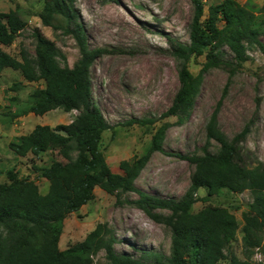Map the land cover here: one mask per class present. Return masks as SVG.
<instances>
[{"label": "trees", "instance_id": "16d2710c", "mask_svg": "<svg viewBox=\"0 0 264 264\" xmlns=\"http://www.w3.org/2000/svg\"><path fill=\"white\" fill-rule=\"evenodd\" d=\"M190 1L193 5L190 42L177 41L173 45L174 55L180 61L179 88L171 106L161 116L176 117L179 123L189 118L204 75L224 63L222 47L230 48L239 65L246 62L249 48L257 47L264 54V6L259 7L252 0L244 5L236 0H222L209 5L204 18L207 0ZM75 3L76 0H50L41 13L43 24L49 27H55L53 23L62 18L76 39L80 58L73 67L57 45L38 29L34 31V57L22 52L20 60L6 52L2 46L13 45L27 23L16 10L0 13V76L5 70H13L29 83L43 84L23 102L17 96H9L10 91L18 92L23 85L15 83L5 92L8 112L4 115L13 122L31 113L43 116L56 109L79 113L68 125L56 128L38 125L10 142L9 148L18 156L29 153L40 156L59 149L68 163H54L41 169L49 182V191L44 195L34 181L8 172L9 182L0 184V264H94V258L101 252L109 264H220L224 260L228 264H252L225 253V248L236 241L240 228L237 217L228 208L208 204L194 213L192 207L199 201L208 202L222 191L236 192L239 187L255 183L262 190L254 192L248 210L242 213V233L245 245L258 248L264 256V164L248 166L242 151L250 124L229 139L218 128L214 115L207 138L209 145L211 141L219 145L216 153L206 147L202 155L173 154L195 165L190 186L180 198L149 195L135 185L152 155L164 152L169 123L157 128L142 155L120 163L122 173L111 170L101 150L103 134L111 126L94 101L91 79L93 64L108 50L89 47L85 29L74 10ZM202 56L206 62L199 75L194 76L188 64L191 58ZM3 108L0 104V112ZM156 121L132 118L122 126L149 129ZM96 188L110 195L137 192L139 199L130 203L171 228L170 256L146 252L138 259L119 254L115 248L118 236L106 223L98 224L84 241L62 251L59 243L66 218L91 202ZM201 189L207 192L202 198L198 195ZM155 210L169 214H155Z\"/></svg>", "mask_w": 264, "mask_h": 264}, {"label": "rangeland", "instance_id": "374dc122", "mask_svg": "<svg viewBox=\"0 0 264 264\" xmlns=\"http://www.w3.org/2000/svg\"><path fill=\"white\" fill-rule=\"evenodd\" d=\"M50 0H0V13L16 10L27 27L11 46H2L12 56L21 60L22 52L35 56L38 29L53 41L73 65L80 58L79 45L66 29V23L58 18L55 27L45 26L41 13ZM222 0H207L208 6ZM244 5L248 0H236ZM259 7L264 0H252ZM83 25L91 49L104 48L108 53L99 58L91 68L92 92L95 103L111 126L103 134L101 150L114 173H122L120 163L144 153L152 136L162 124L169 123L164 152H155L136 181V188L160 198H180L188 190L195 165L173 154L202 155L208 147L214 153L217 143L208 144L207 129L214 115L218 128L229 139L251 125V131L242 144L246 164L250 167L264 164V54L257 48H249L247 60L241 65L232 51L221 49L224 63L204 75L200 91L189 118L179 123L176 117L161 118L171 106L179 88L180 61L174 55V42H190V23L193 5L190 0H76L75 9ZM205 56L191 58L188 66L194 76L199 75ZM64 65V63L62 62ZM22 83L18 92L10 91L25 102L30 92L42 88V83L25 81L18 71L5 70L0 76V184L9 182L8 172L20 178L34 181L41 194L49 191V182L41 169L54 163L67 164L68 160L59 149L35 156L29 153L18 156L9 144L30 133L38 125L56 128L70 124L79 114L56 109L43 116L28 114L13 122L4 112L8 100L5 92L15 83ZM3 112V113H2ZM155 118L149 129L135 125L122 126L132 118ZM161 119V120H160ZM75 154H73V157ZM259 183L239 187L236 192L222 191L208 202H197L192 212L197 213L208 204L228 208L238 219L240 228L237 239L225 248L241 261L252 264L264 263L258 248H249L243 241L242 213L248 210L255 191H261ZM199 197L207 192L199 190ZM139 194H107L95 189V198L79 212L70 214L60 239V249L67 250L86 239L98 224H108L117 234L115 248L119 254L140 259L146 252L170 256L172 230L165 224L151 219L143 210L130 202ZM120 200V202H118ZM155 214L169 212L155 210ZM94 264H109L105 253L94 258ZM220 264H228L227 260Z\"/></svg>", "mask_w": 264, "mask_h": 264}]
</instances>
